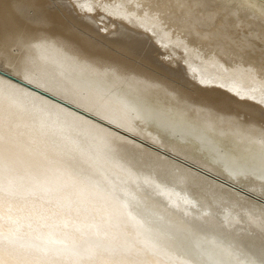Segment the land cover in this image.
<instances>
[{
    "label": "bare ground",
    "instance_id": "bare-ground-1",
    "mask_svg": "<svg viewBox=\"0 0 264 264\" xmlns=\"http://www.w3.org/2000/svg\"><path fill=\"white\" fill-rule=\"evenodd\" d=\"M83 2L0 0V264H264V0Z\"/></svg>",
    "mask_w": 264,
    "mask_h": 264
},
{
    "label": "rangeland",
    "instance_id": "rangeland-1",
    "mask_svg": "<svg viewBox=\"0 0 264 264\" xmlns=\"http://www.w3.org/2000/svg\"><path fill=\"white\" fill-rule=\"evenodd\" d=\"M49 1H50V4L53 8L63 10L67 14H71L74 16L81 17L86 22L88 21V23L90 24L91 30L89 33H87V35L90 36V38H92L95 41L102 42V44L106 45L110 49H113L114 46L109 43L108 39L109 38H117V36L121 32L125 33V34L126 33L131 34L132 36L135 35L137 37H145L146 38V36H145L146 34L142 30L135 29L134 27L128 26L125 23L111 17L108 13H106L102 9V6L99 5V2H97V3L94 2V3L90 4L89 6H91V10H88L87 8H84V10H81L82 7H85L84 5H87L86 3L83 2V0H62V2L65 1V2L69 3L68 7L64 6L65 9L59 8L57 6V4H59L58 0H49ZM87 1H91V0H87ZM80 6H81V8H80ZM104 26H107V29H105ZM101 36H104L103 38L106 37L107 40L103 41ZM144 41H145L144 42L145 45L143 47V51L141 52V56L145 59H148L153 64V67L148 66V64H146L144 61H142V59L137 54H135L134 56H132L130 58L135 59V61L137 60L136 62L139 65H141L143 67H147L150 71H158V69L160 68L158 65V61L163 62L164 60H162V59H165V58L166 59L163 62V64H165V66H166V63H167V66H166L167 68L173 69V70L178 68L180 62L177 63L178 65H175V63L173 65V63H171L169 61L168 56H164L165 58H163L162 53H160L157 49L155 50L154 48H152V46H154L153 42L150 41L148 44V42H146V40H144ZM151 44H152V46H151ZM158 59H160V60H158ZM154 65H157L156 69H154ZM176 70L179 71L180 69L178 68ZM175 85H179L180 87H182V89H184L188 92L192 91L194 93V91H195L194 87L191 84L187 83L185 81V79H183L182 77L175 80Z\"/></svg>",
    "mask_w": 264,
    "mask_h": 264
},
{
    "label": "snow or ice",
    "instance_id": "snow-or-ice-1",
    "mask_svg": "<svg viewBox=\"0 0 264 264\" xmlns=\"http://www.w3.org/2000/svg\"><path fill=\"white\" fill-rule=\"evenodd\" d=\"M237 9L244 8V4H237L234 5ZM16 17L17 19L21 20L23 23H29V24H42L46 22V17L44 16L43 13H30L26 14L23 9H20L16 12ZM2 25H0V31H2ZM15 36H19L20 33L17 32L14 34ZM0 45H2V42H0ZM12 65L11 61L7 62V67H6V62L3 58H0V75H3L5 71H8L9 73L12 70Z\"/></svg>",
    "mask_w": 264,
    "mask_h": 264
}]
</instances>
